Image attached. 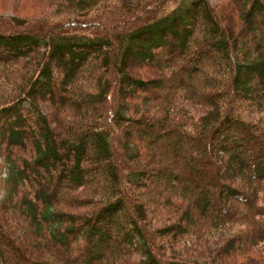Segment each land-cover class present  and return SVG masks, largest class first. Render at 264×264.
I'll return each mask as SVG.
<instances>
[{
	"label": "trees",
	"instance_id": "trees-1",
	"mask_svg": "<svg viewBox=\"0 0 264 264\" xmlns=\"http://www.w3.org/2000/svg\"><path fill=\"white\" fill-rule=\"evenodd\" d=\"M55 1L57 16L0 13L13 207L63 248L83 231L103 255L82 264L141 246L144 264H164L142 225L158 209L163 241L204 255L222 237L216 256L264 264V0H192L168 14L176 0ZM144 66L155 73L134 71ZM82 205H97L90 221L62 209ZM7 207L0 242L17 257L5 249L3 262L47 264L6 229ZM175 258L166 264H209Z\"/></svg>",
	"mask_w": 264,
	"mask_h": 264
},
{
	"label": "rangeland",
	"instance_id": "rangeland-1",
	"mask_svg": "<svg viewBox=\"0 0 264 264\" xmlns=\"http://www.w3.org/2000/svg\"><path fill=\"white\" fill-rule=\"evenodd\" d=\"M192 0H176L171 2L166 8L168 13H174L180 8L186 7L189 5ZM213 3L216 2L218 6L223 5L221 0H211ZM57 2L55 0H0V13L4 14H18L24 16H36L40 14H48L50 16H57L60 14L59 11L55 10ZM181 10V9H180ZM169 21V18H166ZM136 73H141L144 76H151L155 73V70L149 66L140 67L134 70ZM40 106L44 112L49 113L50 105L43 101H39ZM264 121V120H262ZM178 163V162H176ZM1 164L3 165L1 167ZM8 174V166L4 165V159L0 155V203L2 207L8 206L3 213L6 219V229L12 232V235L22 244V246L32 254L34 260L40 258L39 261L45 262L47 264H82V261L95 260L102 257V253H98L95 250H87L89 248V240L86 242V236L83 231L77 230V232H68L71 234L70 245L65 246L64 248L59 246L56 241L51 238L50 232L47 230L40 231V229L35 230V226L31 223L28 216L22 210L17 207H13V197H10L7 193V189L10 187V184L6 180V175ZM6 197V200H5ZM183 201L178 198L175 203H182ZM97 205L86 206L82 205L79 208H67L63 207L64 212L75 213L71 218L74 220L77 217H82L77 213L86 215V218L83 220L90 221L93 218V210ZM169 215L165 209L157 212L150 213L147 217V220L144 221V230L146 236L151 241V244L156 251V254L159 258L166 262L174 257L175 259H188L191 261L197 260L201 263H211L212 261L215 264H260L262 260H258L256 257H219L218 254L219 246L223 243V238L221 239H209V243L215 242L219 239L217 249L214 248V251L211 253L210 249L205 245L200 246L204 253L201 255L198 253V250L194 245L187 244V241L176 242V241H163L159 236V227L162 225L161 221L166 219ZM172 217H170V221ZM79 228H84L85 225H82L79 222ZM241 227V225H239ZM122 241V240H121ZM163 241V244L161 242ZM215 246V245H213ZM10 248V257L16 258L17 252L11 246H2L0 242V264H15V262H3L2 251ZM28 248V249H27ZM42 252V253H41ZM41 256L39 257V254ZM146 253L145 247L141 246L139 249H132L131 253L123 254L118 253L114 255H108L107 259L104 260L101 264H144L146 262ZM79 260V262H77ZM36 264V263H35Z\"/></svg>",
	"mask_w": 264,
	"mask_h": 264
}]
</instances>
